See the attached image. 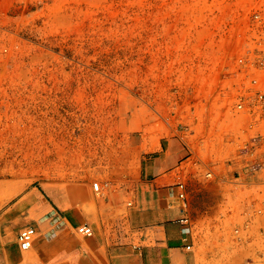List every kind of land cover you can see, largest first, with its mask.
Instances as JSON below:
<instances>
[{"label":"rangeland","instance_id":"1","mask_svg":"<svg viewBox=\"0 0 264 264\" xmlns=\"http://www.w3.org/2000/svg\"><path fill=\"white\" fill-rule=\"evenodd\" d=\"M255 12L264 0H0L6 250L18 234L8 211L29 194L54 208L82 200L95 234L126 248L149 201L141 166L180 137L170 186L186 183L174 206L189 217L187 251L197 264H264V169H249L233 108L236 59L264 40Z\"/></svg>","mask_w":264,"mask_h":264},{"label":"crops","instance_id":"2","mask_svg":"<svg viewBox=\"0 0 264 264\" xmlns=\"http://www.w3.org/2000/svg\"><path fill=\"white\" fill-rule=\"evenodd\" d=\"M156 152L157 156H149L141 166L147 181L143 182L144 195L149 201L142 210L133 211L126 248L113 238L109 241L95 234L82 213V200L72 197L69 205L54 208L29 194L20 198L8 215H17V231L33 226L37 238L28 252L18 243L8 251L0 242V264H197L196 256L185 248L189 238L184 240L183 225L178 221L186 212L169 204L175 192L170 185L183 163L185 147L176 137L161 141ZM83 224L92 227V236H80L77 228Z\"/></svg>","mask_w":264,"mask_h":264},{"label":"built area","instance_id":"3","mask_svg":"<svg viewBox=\"0 0 264 264\" xmlns=\"http://www.w3.org/2000/svg\"><path fill=\"white\" fill-rule=\"evenodd\" d=\"M256 21L264 19L260 12L253 13ZM237 67L241 75L240 90L233 102V108L240 112L246 119L243 132L249 134L243 145V149L250 157L249 169L257 171L264 169V40L258 41L243 49L236 59ZM93 189L99 190V183H93ZM175 192L169 200V204L184 203L186 198V183L178 180L175 183ZM182 208H184L182 206ZM260 211V210H259ZM183 225L185 241H188L191 232L189 217L183 215L178 220ZM77 232L83 236L93 235V229L87 224L80 225ZM37 236L33 226H26L18 231L17 243L21 250L31 249ZM189 250L191 244H186Z\"/></svg>","mask_w":264,"mask_h":264}]
</instances>
